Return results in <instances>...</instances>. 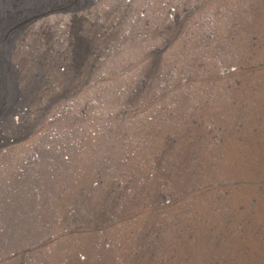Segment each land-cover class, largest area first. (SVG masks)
<instances>
[{"label":"rangeland","instance_id":"obj_1","mask_svg":"<svg viewBox=\"0 0 264 264\" xmlns=\"http://www.w3.org/2000/svg\"><path fill=\"white\" fill-rule=\"evenodd\" d=\"M82 9L5 48L0 264H264V0Z\"/></svg>","mask_w":264,"mask_h":264},{"label":"bare ground","instance_id":"obj_2","mask_svg":"<svg viewBox=\"0 0 264 264\" xmlns=\"http://www.w3.org/2000/svg\"><path fill=\"white\" fill-rule=\"evenodd\" d=\"M69 0H0V68L3 67L2 64L8 62L5 61L7 52L6 49L9 50L10 45L16 36L23 32L26 28L29 27L34 21L40 19L41 17L52 14V13H60V12H75L77 10H81L84 7L89 6L91 0H80V4L74 3L71 7L67 5ZM77 1V0H76ZM73 2V0H72ZM71 2V3H72ZM69 4V3H68ZM73 4V3H72ZM83 10V9H82ZM196 10V9H195ZM6 48V49H5ZM13 50V48H12ZM6 52V54H5ZM146 52V51H145ZM168 53V52H167ZM135 55V54H134ZM144 56V55H143ZM142 56V57H143ZM4 58V61H2ZM125 58V57H124ZM149 58V57H148ZM121 59V58H120ZM144 59V57H143ZM142 59V60H143ZM146 59V58H145ZM8 60V59H7ZM10 60V59H9ZM126 60V59H125ZM131 60V58H130ZM144 61V60H143ZM178 61V60H177ZM10 62V61H9ZM139 62V61H138ZM179 62V61H178ZM129 63V61H128ZM132 63V62H131ZM136 63V61H135ZM134 63V64H135ZM123 64V62H122ZM174 64V63H173ZM184 64V63H183ZM120 65V64H119ZM124 65V64H123ZM137 65V64H136ZM128 66V64H127ZM125 66V68L127 67ZM6 67V66H4ZM131 67V66H130ZM134 66H132L133 68ZM121 68V67H119ZM118 68V69H119ZM128 68V67H127ZM117 69V68H116ZM167 69V68H166ZM12 70V69H11ZM120 70V69H119ZM128 70V69H126ZM1 72V71H0ZM10 72V71H9ZM118 72V71H117ZM126 72V71H125ZM7 76V75H6ZM3 77V79L6 78ZM12 76V75H11ZM122 76V75H121ZM120 76V77H121ZM126 76V75H125ZM187 76V75H186ZM9 77V76H7ZM14 76H12L13 78ZM11 78V77H10ZM122 78V77H121ZM111 79V78H110ZM6 80V79H5ZM119 81V80H118ZM121 81V80H120ZM3 82V81H2ZM116 82V81H114ZM187 82V81H186ZM7 83V82H6ZM14 83H11V85ZM1 85V84H0ZM107 85V84H105ZM109 85L108 87H110ZM13 86H11L12 88ZM112 87V86H111ZM124 88V87H123ZM107 89V88H106ZM105 89V90H106ZM4 91V89H1ZM109 90V89H108ZM107 90V91H108ZM8 91V89H7ZM103 91V90H102ZM111 91V90H110ZM6 92V91H5ZM10 92V91H9ZM15 92V91H14ZM118 92V91H117ZM126 92V91H125ZM16 93V92H15ZM14 93V94H15ZM2 94V93H1ZM10 94V93H8ZM126 94V93H125ZM4 95V94H3ZM7 95V94H6ZM7 97V96H6ZM14 97V96H13ZM100 98V97H99ZM152 98V96H151ZM163 98V97H162ZM107 99V98H106ZM3 101V100H2ZM104 101V100H103ZM8 102V101H6ZM163 103V102H162ZM12 105V104H11ZM14 105V104H13ZM112 106V105H111ZM10 107V106H9ZM14 109V108H13ZM18 109V108H17ZM114 109V108H113ZM11 110V109H10ZM20 110V109H19ZM5 111V110H4ZM3 111V112H4ZM8 111V110H7ZM21 111V110H20ZM140 111V110H139ZM2 112V111H1ZM96 112V111H95ZM104 112V111H102ZM9 113V112H8ZM19 113V112H18ZM100 113V112H99ZM148 113V111H147ZM5 114V113H4ZM93 114V113H92ZM95 114V113H94ZM105 114V112H104ZM17 115H15L16 117ZM100 116V115H99ZM97 116V117H99ZM9 117V116H7ZM19 117V116H18ZM104 117V116H103ZM143 117V116H142ZM112 118V117H111ZM135 118V117H134ZM17 119V118H16ZM15 119V120H16ZM4 120V115L0 116V121ZM10 121V120H9ZM8 122V121H7ZM11 122V121H10ZM1 123V122H0ZM7 124V123H6ZM12 124V123H11ZM103 125V124H102ZM8 126V125H7ZM106 127V126H105ZM109 127V126H108ZM4 129V128H3ZM123 131V130H122ZM107 132V131H106ZM165 133V132H164ZM144 134V133H143ZM4 135V134H3ZM94 135V134H93ZM141 135V134H140ZM11 136V135H10ZM32 136V135H31ZM34 136V135H33ZM12 137V136H11ZM36 137V136H35ZM129 137V136H128ZM118 138V137H117ZM14 139V137H13ZM136 139V138H135ZM9 140V139H8ZM11 140V139H10ZM153 140V139H152ZM151 140V141H152ZM26 141V140H25ZM29 141V140H27ZM130 141V140H129ZM147 141V140H146ZM3 142V141H2ZM11 142V141H10ZM17 142V141H16ZM27 143V142H25ZM24 143V145H25ZM129 143V142H128ZM2 144V143H1ZM5 144V142L3 143ZM125 144V143H124ZM133 144V143H132ZM179 144V143H178ZM29 145V144H28ZM126 145V144H125ZM150 146V145H149ZM136 147V146H135ZM138 148V147H137ZM102 149V148H101ZM151 150V149H150ZM1 151V150H0ZM117 151V150H116ZM125 152V151H124ZM2 153V152H1ZM134 153V152H133ZM9 158V157H8ZM162 161V160H161ZM145 162V161H144ZM6 164V163H5ZM11 166V165H9ZM133 166V165H132ZM143 166V165H142ZM140 166V167H142ZM145 166V165H144ZM163 167V166H162ZM5 168V167H4ZM14 168V167H13ZM113 170V169H112ZM177 170V169H176ZM71 172V171H70ZM87 172V171H86ZM119 172V171H118ZM121 172V171H120ZM119 172V173H120ZM7 173V172H6ZM168 173V172H167ZM173 173V172H172ZM89 174V173H88ZM138 174V173H137ZM8 175V174H7ZM67 175V174H66ZM179 175V174H178ZM124 177V176H123ZM4 179V178H3ZM125 179V178H124ZM120 180V179H118ZM180 182V180H179ZM126 184V183H125ZM134 184V183H133ZM129 185V184H128ZM167 186V185H166ZM76 187V186H75ZM186 187V186H185ZM133 188V187H132ZM137 188V187H136ZM63 190V189H62ZM90 190V189H89ZM88 191V190H87ZM95 191V190H94ZM185 192V191H184ZM56 194V193H55ZM93 195V194H92ZM83 196V195H82ZM46 201V200H45ZM41 203V202H40ZM83 203V201H82ZM133 206V205H132ZM146 210V209H145ZM51 213V212H50ZM45 214V213H44ZM47 214V213H46ZM56 214V213H55ZM37 220V219H36ZM92 221V220H91ZM78 224V223H77ZM76 224V225H77ZM105 224V223H104ZM112 225V224H111ZM136 229V228H135ZM41 230V229H40ZM67 230V229H66ZM65 230V231H66ZM73 230V228H72ZM78 230V229H77ZM95 230V229H94ZM62 231V230H61ZM64 231V230H63ZM38 232V231H37ZM36 232V233H37ZM72 232V231H71ZM63 233V232H62ZM70 232H68L69 234ZM35 234V233H34ZM64 234V233H63ZM58 235V234H57ZM56 235V236H57ZM41 237V236H40ZM67 237V236H65ZM69 237V236H68ZM78 237V236H77ZM89 237V236H88ZM61 238V237H60ZM59 238V239H60ZM56 239V238H55ZM62 239V238H61ZM23 240V239H22ZM54 240V239H52ZM25 242V241H24ZM50 244V243H49ZM113 244V243H112ZM56 245V243H55ZM42 246V245H41ZM66 249V248H65ZM64 249V250H65ZM69 249V248H68ZM65 252V251H64ZM71 252V251H70ZM83 252V251H82ZM49 254V253H48ZM51 255V254H50ZM54 256V255H53ZM8 259V258H7ZM64 259V258H63ZM73 260V259H72ZM71 263V262H70Z\"/></svg>","mask_w":264,"mask_h":264}]
</instances>
